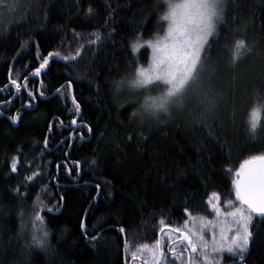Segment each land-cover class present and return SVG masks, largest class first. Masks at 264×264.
Here are the masks:
<instances>
[{
  "label": "trees",
  "instance_id": "trees-1",
  "mask_svg": "<svg viewBox=\"0 0 264 264\" xmlns=\"http://www.w3.org/2000/svg\"><path fill=\"white\" fill-rule=\"evenodd\" d=\"M166 1L0 6V264H128L185 208L212 218V192L240 204L238 172L264 156V0L224 1L188 96L153 112L129 88L149 60L133 46L164 32ZM17 73L20 91L6 87ZM253 224L237 264H264V218Z\"/></svg>",
  "mask_w": 264,
  "mask_h": 264
},
{
  "label": "rangeland",
  "instance_id": "rangeland-1",
  "mask_svg": "<svg viewBox=\"0 0 264 264\" xmlns=\"http://www.w3.org/2000/svg\"><path fill=\"white\" fill-rule=\"evenodd\" d=\"M224 1L225 0L166 1L163 17L169 13V6L171 4H180L184 6L178 10L175 40L169 45L166 52L162 53L166 60V68L170 69L169 78L156 80L148 85L140 87L133 86L131 83L129 84V88L133 92L138 91L137 89L140 88V90L145 93L142 96L145 105H149V107L153 109L151 105L153 101H155V103L160 106L154 109L161 108L165 104H170L177 96H179L183 103V100L188 96L190 87L199 74L203 49L214 31ZM165 21L166 27L162 34L137 44L138 47L141 46L149 49L148 64L143 66V69H148L153 64V51L148 42L155 43L158 40H162L169 31L170 21L167 19H165ZM136 78L135 76L133 80ZM198 88L199 87L196 88V90H198L197 92H199ZM170 89L172 90L171 93ZM191 93L190 91L189 95ZM236 206L241 205L236 204ZM220 208L221 211L218 214L213 212L214 216L210 219L199 216H188L182 227H174V229H179L187 233V235H191L192 232H203L205 238L208 240L213 238L214 228L217 241H219L221 229L224 230L226 236H232L235 232V226L232 223V218L227 217L226 214L233 209L227 204L223 206L220 205ZM229 227L232 228V231L228 230ZM163 230L165 231L163 236L167 237L168 240L175 239V234L171 233L169 229L163 228ZM193 239H195V237H193ZM154 246H156V243L150 246L148 250L138 248L139 251L136 250L134 252L135 256H133V253L128 254L129 260H133L132 264H188V255L184 251V249H186L185 244L180 245V243H178L176 245H165L164 247H160L161 245H159L160 248H158L156 255L153 256L151 249ZM169 249H173L174 251H169ZM160 250H162L163 255L160 254ZM199 251L198 248L197 252L191 255V260H195V264H205L204 257L199 255ZM208 252L210 257H215L217 259L221 258V254L212 253L211 249H209ZM181 253H183V255H181ZM224 255L239 257V255L223 253L221 264H225L223 260Z\"/></svg>",
  "mask_w": 264,
  "mask_h": 264
},
{
  "label": "snow or ice",
  "instance_id": "snow-or-ice-1",
  "mask_svg": "<svg viewBox=\"0 0 264 264\" xmlns=\"http://www.w3.org/2000/svg\"><path fill=\"white\" fill-rule=\"evenodd\" d=\"M5 4H6L7 12L11 13L18 6V0H0V6H3ZM182 7L184 6L180 4H171L169 6L170 11L164 17V19L170 21L169 31L162 40H158L155 43L148 42L153 51V64L148 69H143V68L137 69L136 72L137 78L130 82L133 86L136 87L145 86L153 81L169 78L170 69L166 68V60L164 55H162V53H165L169 45L173 43L175 40L177 14H178V10L181 9ZM89 11H91V9H89ZM9 23H11V19L9 18L6 20L5 13L0 11V32H4ZM99 39H100L99 34H96V40ZM133 47L135 48L138 46L134 45ZM52 55L53 53H49V56ZM56 55H59V53H56ZM77 55H79L78 52ZM64 59L67 60L68 57L65 56ZM47 63H48V58L45 57L43 59V63H41L38 68L34 69L35 73L39 74L40 70L44 68ZM18 78H19V73H17L16 79H10V85H7L6 87L14 86L17 91H20L22 86L20 83H18ZM123 83H124L123 81L115 82L117 90H119L120 85ZM23 87H27V77H25V83ZM171 91L172 90L170 89V93ZM31 95L32 93H29V96ZM73 103L76 104V111L78 112L79 104L76 102L75 97H73ZM151 106L155 108L160 105H157L155 101H153ZM16 118L17 117H12L13 121H15ZM73 123H76V121L74 120ZM89 131H91V129H89ZM45 146H47V141H45ZM18 163H19L18 158L14 156L10 164V168L12 172L17 171ZM76 163L78 164V162ZM33 175H36V173H34ZM27 179L32 180V177L29 176ZM97 187L99 188V185H97ZM235 195L236 198L240 201L241 206L233 205L232 201L224 202L233 209L231 212H228L226 216L232 218V223L235 226L234 235L226 236L224 230L221 229L219 233V241H217V238L215 236V228L213 229L214 235L211 240L206 239L203 232H192L191 235L184 236V239L188 243V248L184 249V251H188V249L190 248L192 253H196L197 249L199 248L200 250L199 255L204 257L205 264H221L223 253L239 255L241 261L245 259L243 253L247 251L249 243L252 238L251 228L254 227L253 224L254 215L264 218V187H261L259 193L257 194L255 189H253L252 187H244L238 184L236 187ZM207 203L209 204V206L211 207L214 213L218 214L221 211L220 208L221 201H220L219 193L212 192L210 194V198L207 201ZM184 213L185 216L188 217L190 215L189 209L185 208ZM35 220L40 221L41 217L37 214ZM228 230L232 231V228L229 227ZM120 231L123 232L124 228L121 227ZM176 231L178 233L180 232L179 229H176ZM47 236L48 233L46 231L42 232V234L40 235L34 234L32 237V243L42 247L47 243ZM193 237H195V239H193ZM141 247L145 250L149 249V246L146 244L141 245ZM158 248H159V241H157L156 246L152 247L151 249L153 256L156 255ZM209 249H211L212 253L221 254V258L217 259L215 257H210L208 252ZM137 250L139 251V249ZM169 251H174V250L169 249ZM160 254L163 255L162 250H160ZM181 255H183V253H181ZM133 256H135V253H133ZM189 264H195V260H191Z\"/></svg>",
  "mask_w": 264,
  "mask_h": 264
},
{
  "label": "water",
  "instance_id": "water-1",
  "mask_svg": "<svg viewBox=\"0 0 264 264\" xmlns=\"http://www.w3.org/2000/svg\"><path fill=\"white\" fill-rule=\"evenodd\" d=\"M238 184L244 187H252L253 189H255L257 194L259 193L260 188L264 187V156L249 159L242 165L241 169L238 172L237 179L235 182V191ZM167 228L169 227H166V229ZM185 235H187V233L181 232L180 240L184 242L186 244L185 245L186 248H188V243L184 239ZM188 250H189L188 264H189L191 260V255L195 253H192L190 248ZM132 262L133 260H130L129 264H132ZM240 262L241 261L239 260L238 263Z\"/></svg>",
  "mask_w": 264,
  "mask_h": 264
},
{
  "label": "flooded vegetation",
  "instance_id": "flooded-vegetation-1",
  "mask_svg": "<svg viewBox=\"0 0 264 264\" xmlns=\"http://www.w3.org/2000/svg\"><path fill=\"white\" fill-rule=\"evenodd\" d=\"M167 229H169L171 233L175 234V239L174 240H168L167 237L163 236L165 231L162 229V231H161V233H160V235H159V237L157 239V241H159V245H161L160 247H164L165 245H176L178 243H180V245H184L185 244L184 242H182L180 240V233L183 232V231H180L178 233L176 231V229H174V227H169ZM185 253L188 255L189 254V250L185 251ZM227 258H228V260H227ZM223 260H224L225 264H237L238 261L240 260V258L237 257V256L224 255L223 256Z\"/></svg>",
  "mask_w": 264,
  "mask_h": 264
},
{
  "label": "clouds",
  "instance_id": "clouds-1",
  "mask_svg": "<svg viewBox=\"0 0 264 264\" xmlns=\"http://www.w3.org/2000/svg\"><path fill=\"white\" fill-rule=\"evenodd\" d=\"M151 111L155 112L156 110L155 109H152Z\"/></svg>",
  "mask_w": 264,
  "mask_h": 264
},
{
  "label": "bare ground",
  "instance_id": "bare-ground-1",
  "mask_svg": "<svg viewBox=\"0 0 264 264\" xmlns=\"http://www.w3.org/2000/svg\"><path fill=\"white\" fill-rule=\"evenodd\" d=\"M188 261V260H187Z\"/></svg>",
  "mask_w": 264,
  "mask_h": 264
}]
</instances>
